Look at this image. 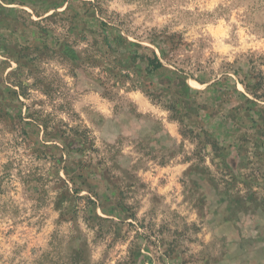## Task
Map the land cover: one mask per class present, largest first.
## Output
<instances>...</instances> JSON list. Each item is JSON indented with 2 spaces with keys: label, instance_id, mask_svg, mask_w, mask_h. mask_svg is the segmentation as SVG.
I'll list each match as a JSON object with an SVG mask.
<instances>
[{
  "label": "rangeland",
  "instance_id": "rangeland-1",
  "mask_svg": "<svg viewBox=\"0 0 264 264\" xmlns=\"http://www.w3.org/2000/svg\"><path fill=\"white\" fill-rule=\"evenodd\" d=\"M0 264H264V0H0Z\"/></svg>",
  "mask_w": 264,
  "mask_h": 264
},
{
  "label": "trees",
  "instance_id": "trees-1",
  "mask_svg": "<svg viewBox=\"0 0 264 264\" xmlns=\"http://www.w3.org/2000/svg\"><path fill=\"white\" fill-rule=\"evenodd\" d=\"M119 43H124L125 40L122 37H119L118 39ZM146 72L148 74H155L156 72H161V71H165V66L163 65V63L161 62V60L159 59V57L156 55L155 52H152L151 56L146 57Z\"/></svg>",
  "mask_w": 264,
  "mask_h": 264
}]
</instances>
